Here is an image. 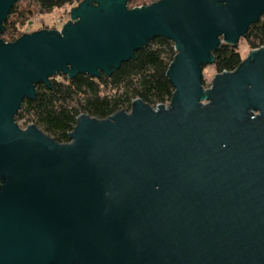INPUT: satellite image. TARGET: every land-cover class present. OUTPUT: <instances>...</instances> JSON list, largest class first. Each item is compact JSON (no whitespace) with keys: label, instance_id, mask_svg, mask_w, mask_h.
Instances as JSON below:
<instances>
[{"label":"water","instance_id":"water-1","mask_svg":"<svg viewBox=\"0 0 264 264\" xmlns=\"http://www.w3.org/2000/svg\"><path fill=\"white\" fill-rule=\"evenodd\" d=\"M18 0H0V35ZM83 0L60 30L0 40V264H264V46L202 85L264 0ZM153 38L174 93L58 144L14 116L51 77L99 78Z\"/></svg>","mask_w":264,"mask_h":264},{"label":"trees","instance_id":"trees-1","mask_svg":"<svg viewBox=\"0 0 264 264\" xmlns=\"http://www.w3.org/2000/svg\"><path fill=\"white\" fill-rule=\"evenodd\" d=\"M30 1L37 8V15H41L83 0ZM159 1L161 0H150L143 6ZM17 2L2 24L0 40L6 43L16 40L8 34L5 36L9 31H16L15 22H11L10 17L18 15L23 18L26 12L30 14L28 9L18 10ZM137 3L138 0H129L127 6L134 7ZM29 19L25 21L28 22ZM41 30L48 28L43 27ZM244 38L253 49L263 47L264 21L259 20L258 23L250 25ZM173 46L170 40L153 38L109 76L101 73L99 78L83 74H78L73 79L61 75L60 79L51 77L49 86L40 83L34 86L35 99L22 101L14 121L17 123L25 119L28 125H33L54 142L66 144L70 142L69 134L73 131L79 115L104 120L117 112H127L135 99L154 109L159 105H168L174 93L166 76V71L176 55ZM211 55L214 57L213 65L218 74L232 73L242 62L236 46L223 43L211 52Z\"/></svg>","mask_w":264,"mask_h":264},{"label":"rangeland","instance_id":"rangeland-1","mask_svg":"<svg viewBox=\"0 0 264 264\" xmlns=\"http://www.w3.org/2000/svg\"><path fill=\"white\" fill-rule=\"evenodd\" d=\"M149 2L150 0H138L137 3L138 5L134 7L129 6L128 8L130 9V8L142 7L143 5L148 4ZM16 6L18 10L28 9V11H30V14L26 12L23 18H20L18 15H12L10 17V21L15 22L14 26L16 27V31H9L5 34V36L8 34L9 37L13 39H17L18 37L24 34H29L41 30V28L43 27H46L48 29L55 27L59 28V26L57 25L55 26V20L64 21V22L69 20L66 9L67 7H64L60 10H54L50 13L37 15V8L30 0H20L17 2ZM28 18H30L28 20V22L30 23L27 25L28 22L25 20ZM260 21H264V17H261ZM236 48L238 54L240 55L241 61H245L248 55L250 54V52L252 50H255L251 47L249 42L244 37L239 40L238 44L236 45ZM216 74L218 73L214 65H206L202 68V85L204 89L207 90L210 87L211 82ZM60 78L61 77L59 75L58 77L56 76L53 77V79H60ZM127 112H129V110ZM16 124L21 129H25L28 125L25 119L18 121Z\"/></svg>","mask_w":264,"mask_h":264},{"label":"built area","instance_id":"built-area-1","mask_svg":"<svg viewBox=\"0 0 264 264\" xmlns=\"http://www.w3.org/2000/svg\"><path fill=\"white\" fill-rule=\"evenodd\" d=\"M77 4H73V5H70V6H67V14H68V18H69V12L71 10L72 7L76 6ZM67 22V21H66ZM64 21H59V20H55V26H59V28H50L48 30H60V28L66 23Z\"/></svg>","mask_w":264,"mask_h":264}]
</instances>
